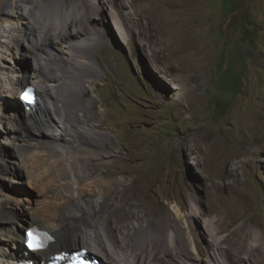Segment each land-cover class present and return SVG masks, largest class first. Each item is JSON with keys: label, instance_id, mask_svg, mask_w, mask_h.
<instances>
[{"label": "rangeland", "instance_id": "rangeland-1", "mask_svg": "<svg viewBox=\"0 0 264 264\" xmlns=\"http://www.w3.org/2000/svg\"><path fill=\"white\" fill-rule=\"evenodd\" d=\"M127 2L132 4V0ZM146 4L154 6L160 27L168 33L166 38L175 37L174 46L185 50L186 69L174 74L163 65L170 70V78L178 79L167 93L169 98L161 99L134 37L123 42L118 35L117 43L112 42L116 49L107 43L97 47L98 60L109 71L97 78V82L105 83L96 85L97 96L94 84L87 83L89 94L84 100L92 99L95 104L78 113L85 115L84 126L106 132L111 140L102 150L90 145L85 136V146L107 155L106 161L78 159V167L81 172L86 167L88 182L103 177L109 182L128 178L127 187L120 185L116 190L114 201L123 208L115 212L111 226H132L154 219L165 228L170 218L186 233L192 224L206 236L207 244L211 239L207 229L214 223L222 242L223 261L264 264V0H148ZM10 10L15 13L16 9ZM13 34L2 33V39L11 46L15 44ZM146 40L148 45L153 43L148 37ZM1 47L0 63L24 70L35 66L28 57L19 65V58L2 60L6 48ZM8 71L0 70V111L9 105L7 110L13 117L10 107L17 103L18 90L10 80L15 74ZM33 83L39 90L45 85L55 87L46 76ZM39 102L54 110L51 98L43 100L40 96ZM53 115L60 120L55 111ZM46 130L59 133L55 126ZM198 136L200 142H192L191 155L181 142ZM54 143L66 153L61 140ZM21 153L28 157L24 159L30 174L0 175V198L18 214L29 217L38 212L50 221L61 211L48 210L55 198L53 191L60 190L59 173L49 170L34 151ZM68 159L66 156L70 179L62 181L71 180L78 195L83 180L71 170ZM98 192L96 203L102 200L103 189ZM29 219L33 220L30 217L25 222ZM93 244L96 250L101 249L93 239L82 241L74 249L88 246L93 252ZM190 247L195 253L197 247L192 243ZM94 255L103 264L108 262L101 254ZM115 257L112 259L118 264H127ZM130 260L135 261L133 257ZM203 262L208 264L207 256L203 255Z\"/></svg>", "mask_w": 264, "mask_h": 264}, {"label": "bare ground", "instance_id": "bare-ground-1", "mask_svg": "<svg viewBox=\"0 0 264 264\" xmlns=\"http://www.w3.org/2000/svg\"><path fill=\"white\" fill-rule=\"evenodd\" d=\"M147 1L132 0V4H129L127 0H0V46L6 48L3 52L5 54L1 53L2 60L8 56L19 58V65L23 57H28L35 62V66L31 65L26 70L20 66L8 67L1 62L0 70H9L15 74L10 80L17 85L15 89L17 88L18 94L25 86L34 84V81L43 76L55 83L54 88L45 85L39 90L43 100L48 97L55 102L54 110L46 102H39L38 107L28 110L17 100L10 107L13 117L7 110L9 105L4 107V111H0V137L5 139L0 140V175H26L27 162L24 158L28 157H23L21 151L29 150L34 151L49 166V170L58 171L61 181L60 190L53 191L54 201L48 204V210L50 207V210L59 208L61 211L50 221V218L46 219L38 212L29 217L21 214L23 212L18 214L12 210L11 204L0 198V264H19L27 259L43 264L42 260L45 258L63 250L72 251L82 241L88 243L90 239L97 240L101 249L96 250V245L93 244L94 251L89 248V254H101L108 261L105 264H118L112 259L115 256V259L119 258L127 264H204L203 255L208 257V264H227L220 252L222 242L214 223L207 229L211 236L207 244L206 236L198 233L192 224L190 232L186 233L178 224H172L170 218L166 220L165 228L154 219H146L145 223L132 226H111L115 212L123 208L114 201L116 190L120 185L126 188L128 178L109 182L103 177L88 182L86 167L82 172L78 167V159L88 163L92 160L106 161L107 155L96 152L97 148L93 152L85 146V136L90 139V145H96L102 150L107 141L111 140L106 132L84 126L82 123L85 115L78 113V110L91 109L95 104L92 99L84 100L89 94L87 83L94 84L93 92L96 95V85L105 84L103 79L97 82V78L109 71V67L98 60L97 47L107 43L116 49L112 42L118 40V35L123 42H129L130 36L134 37L141 47L144 65L155 82L153 86L161 99L169 98L167 93L173 89V83L178 79L170 78L169 71L176 74L186 69L187 58L182 56H186L185 50L174 46L175 37L166 38L168 33L160 27L153 11L154 6L146 4ZM23 2L26 3L25 6ZM10 9H16L15 13ZM3 32L16 34L13 46L2 39L5 37ZM147 37L153 40L150 45L146 43ZM25 42L27 45L24 48ZM163 65L170 70H165ZM32 74H36L35 77ZM200 85L197 84L198 87ZM138 106L141 107L139 104ZM53 111L59 115V121ZM94 120L98 118L95 116ZM47 126L58 127L59 133L48 132ZM57 140L63 142L66 153L57 148L54 143ZM78 140L81 143L76 144ZM193 141L200 142V137L181 142V146L191 155L194 153ZM70 144L73 151L68 149ZM32 156L34 155L31 154ZM66 156L72 165L71 170L83 180L78 195L74 194L76 186L71 180L65 183L62 181L70 179L71 173ZM100 189H103L102 200L96 203L94 198L96 194H100ZM198 211H193V214ZM30 217L33 220L29 219L26 223L25 220ZM35 225L50 230L56 239L47 248L29 253L24 246V233ZM191 243L197 247V254L192 253ZM131 257L135 261L132 262Z\"/></svg>", "mask_w": 264, "mask_h": 264}, {"label": "clouds", "instance_id": "clouds-1", "mask_svg": "<svg viewBox=\"0 0 264 264\" xmlns=\"http://www.w3.org/2000/svg\"><path fill=\"white\" fill-rule=\"evenodd\" d=\"M28 87H32L34 88L33 92H34V97H35V100L34 101H31V102H24L20 99L19 95L21 92H23L26 88ZM17 100H19L24 106L25 108H27L28 110H31L33 107L37 106V104L39 103V100H40V95H39V89H38V86H36V84H30V85H27L25 86L18 94L17 96ZM48 235V240H43L42 242L44 243V247L43 248H39V249H36V250H32L28 247L27 245V241L28 239H31V238H35V237H40L41 235ZM24 236H25V240H24V246L26 247L25 249L30 253V252H37V251H40L42 249H45L48 247V245L53 242L56 237L54 235L53 232H51L50 230L46 229V228H43L39 225H35V226H32L30 227L29 229L25 230V233H24ZM83 251H86L85 253H83L84 257L89 259V260H93L95 261L96 259L98 260L99 264H102V259L97 257L96 255L94 254H89V249L88 248H85V247H82V248H79V249H73L72 251H61V252H57L53 255H51L50 257L48 258H45L44 260H42V263L43 264H50L59 254H67L65 256H63V258H61L58 263L61 264V261L63 259L66 260L67 257H70V256H73L75 255L76 253H79V252H83ZM29 260V259H27ZM29 261H32V260H29ZM22 262V261H21ZM20 262V263H21ZM34 264H36L34 261H32ZM19 263V264H20ZM64 264V263H63Z\"/></svg>", "mask_w": 264, "mask_h": 264}, {"label": "snow or ice", "instance_id": "snow-or-ice-1", "mask_svg": "<svg viewBox=\"0 0 264 264\" xmlns=\"http://www.w3.org/2000/svg\"><path fill=\"white\" fill-rule=\"evenodd\" d=\"M34 247H40V246H42L41 244H39V243H37V244H35V245H33Z\"/></svg>", "mask_w": 264, "mask_h": 264}]
</instances>
